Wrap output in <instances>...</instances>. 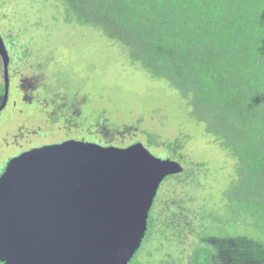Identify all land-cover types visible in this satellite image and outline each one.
I'll list each match as a JSON object with an SVG mask.
<instances>
[{
    "label": "rangeland",
    "instance_id": "rangeland-1",
    "mask_svg": "<svg viewBox=\"0 0 264 264\" xmlns=\"http://www.w3.org/2000/svg\"><path fill=\"white\" fill-rule=\"evenodd\" d=\"M0 34L8 50L10 84L8 105L0 112V169L22 151L66 137L117 147L140 142L154 156L175 159L186 170L161 181L158 212L165 204L174 210L180 206L185 231L206 223L201 210L216 212L245 248L242 252L238 245L240 253L226 263L264 264V234L234 219L224 205L222 193L235 160L189 114L188 100L177 90L151 77L119 42L76 23L60 0H0ZM1 68L0 60V86ZM173 139L180 144L166 147ZM183 240L185 245L167 252L176 264H188L198 243L194 232ZM160 242L156 231H146L130 264H160L166 254ZM150 248L154 251L147 259Z\"/></svg>",
    "mask_w": 264,
    "mask_h": 264
},
{
    "label": "trees",
    "instance_id": "trees-1",
    "mask_svg": "<svg viewBox=\"0 0 264 264\" xmlns=\"http://www.w3.org/2000/svg\"><path fill=\"white\" fill-rule=\"evenodd\" d=\"M60 2L76 23L92 26L125 46L132 61L188 100L189 114L201 121L205 132L235 160L234 175L222 193L226 211L263 235L264 0ZM173 143L180 144L174 140L166 147L175 148ZM185 172L182 168L178 174ZM188 173L192 181L197 179L192 171ZM170 177L173 175L165 178ZM158 196L148 212L146 231L160 235L159 247L166 252L160 264L178 263L173 255L169 259L167 252L185 245L183 239L191 232L198 243L191 249L188 264H227L240 250L244 252L234 241L239 235L226 229L216 212L201 210L206 223L185 231L180 206L174 210L163 203L158 212ZM153 251H146L147 259ZM139 263L143 261L135 264Z\"/></svg>",
    "mask_w": 264,
    "mask_h": 264
},
{
    "label": "water",
    "instance_id": "water-1",
    "mask_svg": "<svg viewBox=\"0 0 264 264\" xmlns=\"http://www.w3.org/2000/svg\"><path fill=\"white\" fill-rule=\"evenodd\" d=\"M4 45L0 34L5 100ZM181 168L140 142L66 139L20 152L0 174V263L128 264L159 184Z\"/></svg>",
    "mask_w": 264,
    "mask_h": 264
},
{
    "label": "flooded vegetation",
    "instance_id": "flooded-vegetation-1",
    "mask_svg": "<svg viewBox=\"0 0 264 264\" xmlns=\"http://www.w3.org/2000/svg\"><path fill=\"white\" fill-rule=\"evenodd\" d=\"M6 45V44H5ZM4 45V46H5ZM5 48H6V51H7V54H8V50H7V46H5ZM0 60H1V62H2V58H1V55H0ZM9 65V64H8ZM9 66H7V68H8ZM2 72H1V74H2V78H3V81H2V85L0 86V96H1V102H0V112H1V110H3L4 108H6V106L8 105V103H7V101L9 102V89L8 88H10V84H9V79H8V91H7V97H6V99L4 100V88H5V74H4V67H3V63H2ZM8 76V75H7ZM12 102V101H11ZM7 103V104H6ZM66 139H73L72 137L71 138H68V137H66ZM66 139H64V140H66ZM75 139H77V138H75ZM86 140V139H85ZM7 163V162H6ZM5 165L6 164H4V166H3V168L2 169H0V174L3 172V170H4V168H5Z\"/></svg>",
    "mask_w": 264,
    "mask_h": 264
},
{
    "label": "clouds",
    "instance_id": "clouds-1",
    "mask_svg": "<svg viewBox=\"0 0 264 264\" xmlns=\"http://www.w3.org/2000/svg\"><path fill=\"white\" fill-rule=\"evenodd\" d=\"M175 160V159H174ZM176 161V160H175Z\"/></svg>",
    "mask_w": 264,
    "mask_h": 264
},
{
    "label": "bare ground",
    "instance_id": "bare-ground-1",
    "mask_svg": "<svg viewBox=\"0 0 264 264\" xmlns=\"http://www.w3.org/2000/svg\"><path fill=\"white\" fill-rule=\"evenodd\" d=\"M174 140V139H173Z\"/></svg>",
    "mask_w": 264,
    "mask_h": 264
}]
</instances>
